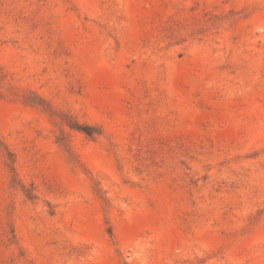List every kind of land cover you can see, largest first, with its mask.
<instances>
[{
    "label": "rangeland",
    "instance_id": "1",
    "mask_svg": "<svg viewBox=\"0 0 264 264\" xmlns=\"http://www.w3.org/2000/svg\"><path fill=\"white\" fill-rule=\"evenodd\" d=\"M0 264H264V0H0Z\"/></svg>",
    "mask_w": 264,
    "mask_h": 264
}]
</instances>
